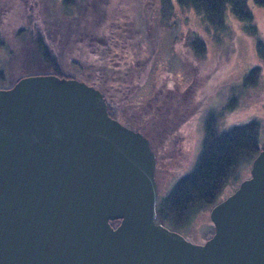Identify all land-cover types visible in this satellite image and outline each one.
Segmentation results:
<instances>
[{
  "label": "water",
  "instance_id": "water-1",
  "mask_svg": "<svg viewBox=\"0 0 264 264\" xmlns=\"http://www.w3.org/2000/svg\"><path fill=\"white\" fill-rule=\"evenodd\" d=\"M249 177L192 242L155 221V157L77 78L0 88V264H264V125ZM113 221H119L113 225Z\"/></svg>",
  "mask_w": 264,
  "mask_h": 264
},
{
  "label": "rangeland",
  "instance_id": "rangeland-1",
  "mask_svg": "<svg viewBox=\"0 0 264 264\" xmlns=\"http://www.w3.org/2000/svg\"><path fill=\"white\" fill-rule=\"evenodd\" d=\"M171 1V10H163V4L159 0H140L141 9L150 12L142 13L145 31L143 32L140 26L142 23H138L136 37L141 41V49L149 48L150 51L148 59L141 61L142 70L138 71L140 62H132L133 66L129 63L130 67H133L129 70V86L119 95L120 101L116 104L120 111L119 118L128 122L137 121L140 131L149 138L151 149L157 157L154 177L157 198L165 196L181 175L193 166L200 150L204 119L209 112L219 113L221 110L222 114L217 120L219 130L253 118L259 121L261 126L264 123V60L257 55L254 40L241 28V22L233 17L227 5L224 18L228 29L218 34L217 41L211 38L213 32L210 35L194 10L182 9L175 0ZM32 3L34 4L31 8ZM247 4L254 17V25L264 38V7L254 4L253 0H247ZM112 6L116 12L123 14L128 10L134 12L139 7V2L113 0ZM44 9L43 0H0V30L6 29V38L10 39L11 44L17 39L14 53L20 61L25 57L22 51L27 50L25 37L16 36L15 39V32H10L14 30L12 28L19 26L30 28L32 23L43 27L40 20L46 18ZM149 14H152L153 21H150ZM122 17L124 16H121V19ZM124 20L128 19L124 17ZM194 33L205 42L206 53L203 57H198L188 47V39ZM77 46L76 52L79 54L81 50L86 53L93 50L83 40H79ZM7 57L5 51L0 54V60L3 62ZM254 66L261 68L260 81L246 90L240 88L242 76ZM233 87L238 93L237 105L230 111H224ZM179 91L187 96L185 100L179 99ZM190 91L193 93V105L190 102ZM156 96L159 103L169 104L166 110L164 107L158 110L165 111L167 118L161 120L156 114L150 123L140 122L137 115L145 112L147 105L139 104L155 100ZM178 135L182 137L178 138ZM249 169L250 164L244 162L236 175L227 182L217 197V202L223 200L243 179L249 177ZM210 209L203 208L193 216V220L186 227H183L184 229L178 228L176 231L192 242H204L213 232L208 217Z\"/></svg>",
  "mask_w": 264,
  "mask_h": 264
},
{
  "label": "trees",
  "instance_id": "trees-1",
  "mask_svg": "<svg viewBox=\"0 0 264 264\" xmlns=\"http://www.w3.org/2000/svg\"><path fill=\"white\" fill-rule=\"evenodd\" d=\"M43 1L46 13L45 20H40L43 27L32 23L30 28L19 26L11 29L10 33L15 32V39L16 36L25 37L27 50L22 51L25 56L23 61L17 59L14 53L17 39L11 44L10 39L6 38V29L0 30V54L5 51L8 56L6 61L0 60V88H9L20 77L30 74L77 78L100 90L105 98L108 115L116 119L119 95L129 86V70L133 68L129 63L140 62V71L143 65L141 61L148 59L150 49L142 50L141 41L136 36L138 23H142L140 26L145 31L142 13L150 11L141 9L140 0H137L139 7L134 12L128 10L125 14L116 12L112 6L113 0ZM159 1L163 4V10H171V0ZM175 1L182 9L194 10L210 35L213 32L211 38L217 41L218 34L228 29L224 18L225 7L228 5L233 17L241 22L244 32L253 38L257 55L264 60V38L253 23L254 17L247 0ZM253 2L264 7V0ZM33 4H30L31 8ZM121 16L128 20L125 21L124 17L121 19ZM149 16L150 21H153L152 14ZM79 40L93 48L91 53L84 50L80 54L76 52ZM188 40L189 49L198 57H203L206 53L204 40L195 33ZM260 74V67L249 68L241 78L240 88L246 90L256 85L260 81ZM231 91V98L224 106V111H230L237 105L238 93L234 87ZM221 114V110L219 113L209 112L204 119L200 150L193 166L181 175L165 196L156 201L155 221L168 229H184L197 212L203 208H212L227 182L236 175L244 162L251 165L253 157L258 154L264 123L261 126L253 118L219 130L217 120ZM121 121L125 126L132 127L127 120Z\"/></svg>",
  "mask_w": 264,
  "mask_h": 264
},
{
  "label": "flooded vegetation",
  "instance_id": "flooded-vegetation-1",
  "mask_svg": "<svg viewBox=\"0 0 264 264\" xmlns=\"http://www.w3.org/2000/svg\"><path fill=\"white\" fill-rule=\"evenodd\" d=\"M179 93H180V95H181V97H179V99H182V100H185V98H187V96H185L184 95V93L182 92V91H179ZM166 95H168L169 96V94H167L166 93ZM190 97H191V100H190V102L192 103V105H193V93H192V91H190V95H189ZM188 96V97H189ZM182 100H181V102H182ZM140 106H145V105H147V109H146V111L145 112H140V114L141 115H137V117L140 119V122H142V121H147V123H150L152 120H153V118L154 117H156V114L157 115H159V118H161V120H164L165 118H167V116L168 115H166V112L165 111H163V110H160V111H158L159 109H160V107H164V109L166 110V108H169V104H167L166 102H163V104L162 103H159L158 102V99H157V96H156V98H155V100H149L148 102H146L145 104H143V105H141V104H139ZM165 105V106H164ZM183 109H185L184 107H183ZM119 112L120 111H118L117 113H116V116H117V120L119 121V122H121L122 124H123V122L121 121V119L119 118ZM136 120V119H135ZM131 122V121H130ZM129 122V123H130ZM132 123H133V125H132ZM124 125V124H123ZM130 125L132 126V127H130V128H132L133 130H135V131H139L140 132V127H138L139 125H138V122L136 121H134V122H131L130 123ZM127 126V125H126ZM128 127V126H127ZM167 127V126H166ZM140 133H142V135L145 137V135H144V133L143 132H140ZM179 137H182L181 135H178V138ZM147 138V137H146ZM147 140L149 141V139L147 138ZM154 154V153H153ZM154 157H155V165H154V167H155V169H154V177H155V170H156V164H157V157H156V155L154 154ZM232 193V192H231ZM118 222L119 221H115L114 223H113V225H116V224H118ZM213 227V226H212ZM213 230H214V227H213ZM213 233V232H212ZM210 236V235H209ZM209 236L207 237V238H209ZM185 237V236H184ZM186 238V237H185ZM206 238V239H207ZM187 239V238H186ZM188 240H190V239H188ZM191 241V240H190ZM195 243V242H194ZM200 243H203V242H200Z\"/></svg>",
  "mask_w": 264,
  "mask_h": 264
}]
</instances>
